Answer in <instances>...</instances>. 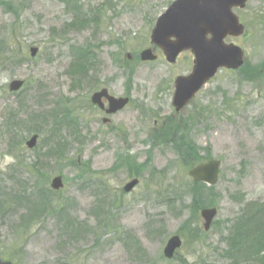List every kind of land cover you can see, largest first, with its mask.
Instances as JSON below:
<instances>
[{
    "label": "rangeland",
    "instance_id": "obj_1",
    "mask_svg": "<svg viewBox=\"0 0 264 264\" xmlns=\"http://www.w3.org/2000/svg\"><path fill=\"white\" fill-rule=\"evenodd\" d=\"M173 1L75 0L73 9L67 0H0V201L9 207L0 211L5 260L262 264L264 0H250L245 10L235 11L247 28L227 43L243 49V68L219 72L178 116L171 106L173 81L190 73L192 55L183 54L176 65L163 57L154 63L139 60L142 50L151 47L157 17ZM34 46L39 52L32 59ZM83 51L94 53L96 60L90 69L71 71ZM14 79L26 83L11 94L8 85ZM101 88L131 98L122 113L109 118L110 128L90 103ZM60 107L66 119L78 123L80 140L57 129L66 121ZM11 115L17 125L10 132L6 121ZM171 127L176 128L174 146L162 147ZM33 135H39L37 147L27 150L24 144ZM63 138L67 148L53 154ZM190 144L200 159L221 161L220 181L213 188L193 187L187 177ZM61 175L65 189L45 203L54 209L38 207L39 218L24 225L28 209L17 197L25 194L40 204L46 200L39 197L42 188L47 192L51 179ZM135 177L141 184L123 194ZM204 207L219 212L205 234L199 216ZM175 235L183 247L168 261L163 251ZM240 245L248 255L234 253Z\"/></svg>",
    "mask_w": 264,
    "mask_h": 264
},
{
    "label": "water",
    "instance_id": "obj_2",
    "mask_svg": "<svg viewBox=\"0 0 264 264\" xmlns=\"http://www.w3.org/2000/svg\"><path fill=\"white\" fill-rule=\"evenodd\" d=\"M247 2L248 0H177L163 16L157 19L151 40L165 52L168 62L175 63L177 55L186 50L191 51L195 57L193 73L187 78L178 77L175 82L173 106L177 113L185 108L198 91L218 73L219 68L235 70L243 64L241 49L232 45L225 46L224 40L228 35L239 37L243 33L244 27L239 25L238 18L232 10L238 7L245 8ZM171 38L174 42L170 41ZM37 52L38 48H32L31 58H34ZM154 59L152 52H143L142 61ZM23 85L24 82L14 80L9 86V91L18 92ZM101 97L109 100L111 114L123 110L128 103L127 99L116 100L108 97L105 90L94 95L93 102L100 103ZM35 143L36 138H33L28 145L33 148ZM220 166L219 161L212 160L192 168L189 176L196 182L213 186L219 181ZM136 185L137 182L129 184L126 192ZM52 187L56 190L61 189V178H56ZM216 215V209H205L202 212L206 230L210 229ZM180 245L178 237L172 238L164 251L165 256L172 258L173 252L180 248ZM0 264L10 263L0 260Z\"/></svg>",
    "mask_w": 264,
    "mask_h": 264
},
{
    "label": "trees",
    "instance_id": "obj_3",
    "mask_svg": "<svg viewBox=\"0 0 264 264\" xmlns=\"http://www.w3.org/2000/svg\"><path fill=\"white\" fill-rule=\"evenodd\" d=\"M72 1H75V0H67V2H68V4H70V3H72L73 5H72V7H73V9L74 8H77V3H73ZM76 6V7H75ZM94 60H95V58H94V56H93V53L92 52H80L79 53V55H78V57H76L75 59H74V65H73V67L74 68H72V70L71 71H73V72H75V71H78V70H80V69H83V67L84 66H87L88 67V69H90L91 67H89V65L91 64V63H93L94 62ZM80 68V69H79ZM81 75H84V73H82ZM75 77V76H74ZM80 77V76H79ZM79 77H75V79H78ZM83 78V77H82ZM61 108V107H60ZM9 128V130H10V132H11V127H8ZM175 132H176V128H174V127H171L169 130H168V132H167V134H164L163 135V138H165L166 140H168V139H170V138H174V137H176L175 136ZM76 136H77V134H76ZM179 138H181V140H182V142H183V144H186V142H187V140H188V137H187V135L185 134V133H182L180 136H179ZM61 144L60 145H55L54 147V149H52V151L54 152L53 154H56V151L57 150H59L60 148H64V149H66L67 148V146H68V140H66V141H61L60 142ZM180 147V146H179ZM179 147H176L175 149L176 150H179ZM56 148H58V149H56ZM186 156H187V166L188 167H191L192 165H196V164H198V162H200L201 161V159H200V157H199V154H198V150H197V148L193 145V144H190L189 146H187L186 147ZM197 156H198V159H197ZM200 187V186H205V185H201V184H193V187ZM45 189H43L42 188V192L40 193V195H39V197H43V198H45L46 200H43V201H41V203L40 204H37L35 201H31L29 198H26V196H25V194H20L18 197H17V199H19V200H22L23 201V203L25 204V207L28 209V211H27V213H26V219H24L25 221H24V225H26V226H30L31 225V223H33V222H35L36 221V219H38L39 218V216L41 215V213H42V209H40V208H38V207H44L45 209H49V210H52V209H54V206H48L47 208L45 207V203L47 202V201H49L48 200V198L47 197H49V196H51V194L52 193H50L49 192V190H47V192L46 191H44ZM0 192H1V189H0ZM2 193H4V192H1V194H0V198H2ZM9 209V207H7V201H0V211L1 210H4V211H7ZM34 216V215H37L35 218H33V219H29V217L30 216ZM66 228V227H65ZM65 228H64V231H63V233L64 234H67V233H69V231H67V230H65ZM81 230H84V229H81ZM240 250H244L243 251V254L244 255H248V253L245 251V249H244V246L243 245H240L239 247H238V249L236 250V251H234V253L235 254H237L238 255V252L240 251Z\"/></svg>",
    "mask_w": 264,
    "mask_h": 264
},
{
    "label": "flooded vegetation",
    "instance_id": "obj_4",
    "mask_svg": "<svg viewBox=\"0 0 264 264\" xmlns=\"http://www.w3.org/2000/svg\"><path fill=\"white\" fill-rule=\"evenodd\" d=\"M96 92H97V91H96ZM110 95H111V96H114L113 94H110ZM103 103H104V109H102V111L98 109V111H99V114H100V115H103V116H104L105 111L108 110V109H107V108H108V107H107V106H108V101L105 100V99H103ZM96 109H97V108H96ZM103 110H104V111H103ZM113 116H115V115H113ZM102 118H103V117H102ZM109 118H113V117H109ZM112 122H113V121H110V122L108 123L107 127L110 128L111 125H112ZM126 145H129L128 142H126Z\"/></svg>",
    "mask_w": 264,
    "mask_h": 264
}]
</instances>
